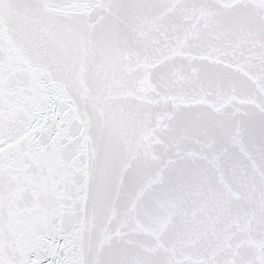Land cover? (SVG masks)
Returning <instances> with one entry per match:
<instances>
[{"label": "snow or ice", "instance_id": "1", "mask_svg": "<svg viewBox=\"0 0 264 264\" xmlns=\"http://www.w3.org/2000/svg\"><path fill=\"white\" fill-rule=\"evenodd\" d=\"M0 264H264V0H0Z\"/></svg>", "mask_w": 264, "mask_h": 264}]
</instances>
